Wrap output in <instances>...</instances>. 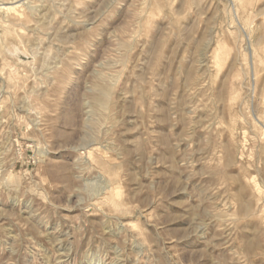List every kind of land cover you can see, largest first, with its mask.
<instances>
[{"label": "rangeland", "instance_id": "obj_1", "mask_svg": "<svg viewBox=\"0 0 264 264\" xmlns=\"http://www.w3.org/2000/svg\"><path fill=\"white\" fill-rule=\"evenodd\" d=\"M0 264H264V0H0Z\"/></svg>", "mask_w": 264, "mask_h": 264}, {"label": "bare ground", "instance_id": "obj_2", "mask_svg": "<svg viewBox=\"0 0 264 264\" xmlns=\"http://www.w3.org/2000/svg\"><path fill=\"white\" fill-rule=\"evenodd\" d=\"M5 10H15V8L12 6V7H9V8H6ZM6 12V11H5Z\"/></svg>", "mask_w": 264, "mask_h": 264}]
</instances>
